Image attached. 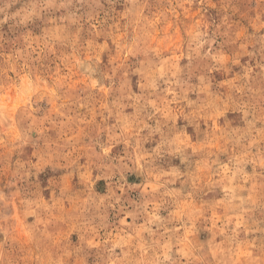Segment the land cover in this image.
<instances>
[{
    "label": "rangeland",
    "instance_id": "obj_1",
    "mask_svg": "<svg viewBox=\"0 0 264 264\" xmlns=\"http://www.w3.org/2000/svg\"><path fill=\"white\" fill-rule=\"evenodd\" d=\"M0 264H264V0H0Z\"/></svg>",
    "mask_w": 264,
    "mask_h": 264
}]
</instances>
